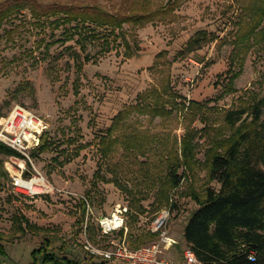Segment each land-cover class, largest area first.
I'll return each mask as SVG.
<instances>
[{"label":"rangeland","instance_id":"obj_1","mask_svg":"<svg viewBox=\"0 0 264 264\" xmlns=\"http://www.w3.org/2000/svg\"><path fill=\"white\" fill-rule=\"evenodd\" d=\"M35 1L44 10L100 6L134 21L113 33L86 26L85 48L81 24H59L62 14L37 21L24 10L0 24V119L20 106L49 122L47 148L31 156L54 188L13 193L22 158L0 155L8 174L0 186V264H43L41 247L51 242L46 248L59 258L104 264L84 244L107 241L98 220L118 205L129 209L132 248L155 242L150 224L172 208L178 245L162 256L182 263L190 217L207 188H220L210 182L208 151L251 123L228 126L225 114L264 100V0ZM194 38L200 44L189 48Z\"/></svg>","mask_w":264,"mask_h":264},{"label":"trees","instance_id":"obj_2","mask_svg":"<svg viewBox=\"0 0 264 264\" xmlns=\"http://www.w3.org/2000/svg\"><path fill=\"white\" fill-rule=\"evenodd\" d=\"M24 10L31 11L37 21L62 14L64 18L58 20L59 24H81L79 42L85 38L83 29L88 25L107 28L113 33L123 24L134 21L132 16L121 21L100 6H65L44 10L35 0H10L0 5V24ZM149 16H140V19L142 21ZM250 35L253 36L254 32H250ZM81 43L85 48L84 42ZM199 44V39H191L189 48ZM236 78L234 74L226 92L232 91ZM124 117L123 113L119 114L117 121ZM245 118L251 119L249 127H239L220 146L208 151L211 152L210 158H207L210 161V182H216L220 188H207L184 230L187 246L204 264H264V100L227 111L225 123L236 127ZM187 143L192 144L193 139ZM191 147L194 149V146ZM46 148L47 141L43 136L37 150L42 152ZM0 155L20 156L2 143ZM7 177L8 174L0 167V186ZM172 181L175 186L179 185L180 177L175 174ZM3 241L0 234V254L4 253ZM46 247L51 248L52 242L41 247L44 251L43 264H81L50 254ZM251 253L257 255L254 262L249 260Z\"/></svg>","mask_w":264,"mask_h":264},{"label":"built area","instance_id":"obj_3","mask_svg":"<svg viewBox=\"0 0 264 264\" xmlns=\"http://www.w3.org/2000/svg\"><path fill=\"white\" fill-rule=\"evenodd\" d=\"M49 129L50 124L46 119L20 106L14 107L7 116L0 119V143L16 151L22 158V163L18 164V173L12 176L13 193L28 197L54 193V188L37 169L31 156L32 152L40 147L42 138ZM26 173L34 175L26 179ZM35 178L43 181L36 183L35 188L25 185L27 181H33ZM128 212V207L118 205L110 216L100 218L98 224L107 241L100 245L87 239L84 249L104 264H204L189 246L185 248L182 263L167 260L162 256L163 252H169L178 245V241L170 232L172 208L161 211L150 224L149 231L157 240L138 248H132L128 242L129 230L125 225ZM119 232L123 235L119 236ZM256 258L255 253L249 255L252 262Z\"/></svg>","mask_w":264,"mask_h":264},{"label":"bare ground","instance_id":"obj_4","mask_svg":"<svg viewBox=\"0 0 264 264\" xmlns=\"http://www.w3.org/2000/svg\"><path fill=\"white\" fill-rule=\"evenodd\" d=\"M22 163V162H21ZM43 180L40 178H35L33 181H27V183L25 184L27 187L29 188H35L36 187V183L42 182ZM37 191L42 192L39 188H36Z\"/></svg>","mask_w":264,"mask_h":264},{"label":"crops","instance_id":"obj_5","mask_svg":"<svg viewBox=\"0 0 264 264\" xmlns=\"http://www.w3.org/2000/svg\"><path fill=\"white\" fill-rule=\"evenodd\" d=\"M187 245V244H186Z\"/></svg>","mask_w":264,"mask_h":264}]
</instances>
